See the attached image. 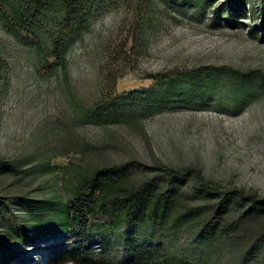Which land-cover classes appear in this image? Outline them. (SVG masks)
Listing matches in <instances>:
<instances>
[{
    "label": "rangeland",
    "instance_id": "rangeland-1",
    "mask_svg": "<svg viewBox=\"0 0 264 264\" xmlns=\"http://www.w3.org/2000/svg\"><path fill=\"white\" fill-rule=\"evenodd\" d=\"M140 11L139 0L100 3L63 45L65 66L0 23V264H123L143 243L197 264H264V0H151L143 20ZM205 68L217 75H185ZM108 71L122 73L113 90ZM113 97L117 119L83 116ZM125 161L133 182L170 183L180 209L200 208L177 226L90 214L89 258L60 260L53 252L72 233L42 229L32 207L62 215L73 177ZM223 197L230 235L203 240L200 221ZM11 226L28 231L10 237Z\"/></svg>",
    "mask_w": 264,
    "mask_h": 264
},
{
    "label": "trees",
    "instance_id": "trees-1",
    "mask_svg": "<svg viewBox=\"0 0 264 264\" xmlns=\"http://www.w3.org/2000/svg\"><path fill=\"white\" fill-rule=\"evenodd\" d=\"M104 1L115 0H0V23L6 30L16 35L25 32L33 34L37 37L36 43L39 49V43H45V59L48 55H53L62 63V66H65L62 56L63 45L69 37L76 36L85 27L93 10ZM120 1L128 3L130 0ZM139 1L141 20H143L147 17L146 12L151 0ZM261 28L264 31V16ZM126 43L123 42L122 50ZM134 45L133 43L130 49ZM123 51L125 53L126 50ZM6 63L5 59L0 56V71L4 69ZM185 73L193 80V83L217 75V71L209 68L188 70ZM121 75L122 73L106 72L105 79L111 90L114 89L116 80ZM170 83L174 87L176 81L171 79ZM164 96L161 95V97ZM116 101V97L107 100L98 99L92 107L82 108V114L86 119L95 122L115 120L119 115L113 112ZM131 171L130 162L125 161L98 166L91 171L78 173L71 179L70 205L63 210L65 213L62 215L57 214V207H49L45 204L32 207L34 219L38 221L42 229L56 228L58 232L72 233L74 237L72 244H67L64 248L53 252L60 256V260H72L79 263L89 258L86 234L91 226L88 221L90 214L95 219L98 216L105 219L96 220L102 222L103 225L108 219L107 224L111 226L124 221L129 228L164 225L169 221L177 226L190 221L195 211L200 208L180 209L177 191L170 183L163 184L153 177L133 182ZM255 196L252 199H255ZM227 204V197H223L213 205L209 211L210 216L207 217L205 214L201 219V227L198 231L201 239L227 238L230 235L229 228L233 227V223L228 222L225 217ZM251 204L257 206L261 203L253 200ZM8 231L10 237H19L28 230L24 226L20 229L11 226ZM259 238L255 240L257 245L264 241V237ZM122 263L197 264L194 259L169 252L157 243H143L134 246ZM243 264H249V261Z\"/></svg>",
    "mask_w": 264,
    "mask_h": 264
}]
</instances>
